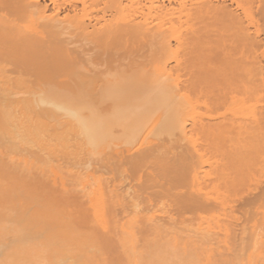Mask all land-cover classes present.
Returning <instances> with one entry per match:
<instances>
[{
  "label": "bare ground",
  "instance_id": "1",
  "mask_svg": "<svg viewBox=\"0 0 264 264\" xmlns=\"http://www.w3.org/2000/svg\"><path fill=\"white\" fill-rule=\"evenodd\" d=\"M219 1L0 0V264H264V203L250 232L202 213L236 188L215 133L264 129L257 53L232 80L205 66L213 12L244 23Z\"/></svg>",
  "mask_w": 264,
  "mask_h": 264
},
{
  "label": "rangeland",
  "instance_id": "2",
  "mask_svg": "<svg viewBox=\"0 0 264 264\" xmlns=\"http://www.w3.org/2000/svg\"><path fill=\"white\" fill-rule=\"evenodd\" d=\"M219 2L220 3L224 2L230 8V10L234 11L236 13V15L239 16V18L244 21V23L242 22V24H241L242 26L239 25L238 23H236L237 26H238L237 27L233 23L235 21H233L231 23L230 19L228 21L227 17H224L225 19L224 18L223 19L226 20V21H228V22H226L224 20L223 21L222 20L221 21H217L218 18L222 19V17H223V16L222 17L220 16V14H221L220 12H215V11H214L215 13L213 12V16H215L214 18L216 20L214 18H212L213 16H210L211 13H212L211 11H213V10H210V12L209 11L206 12V13L209 12L208 14L211 17L212 22L214 23V24L212 22L210 23V26L212 25V27H208L209 28L208 29V32H206V33H209L210 30H211V32L209 33V37H207L208 34H206L204 32L205 35H206V37L208 38V39L205 38L207 40V45L208 46L204 44V48H206L207 51L210 50L209 53L206 52L207 54H205V57L208 54L209 55H212V56H210L211 57V60H209L210 57H208V59L206 58V61L208 60V62H205L206 63L205 66L210 67L211 68L210 70L214 73V76L212 77V79H214V77H217V79L219 81H221V82H223L224 80H232L234 78V76H235L234 75L235 72H233L234 71V68L236 66L245 65L246 62H243L242 63V60L241 59L243 57L244 58L243 60L245 61L246 60L245 57L248 56V55L245 56V54H248V53L250 54V56H248L250 59H252L251 57L253 55H255V53L259 54V56L256 54V56L259 57L258 58L259 60L257 59L254 62H256L258 64V62L261 60L259 62V65L261 63L262 64L261 66H263V70H264V65H263L264 64V59H262L264 57H261L260 56L261 55V52L264 50V48H258V47L256 48V46H253V47H255V49L253 48L254 50L252 51L251 48L248 49L249 48V45H248V48H247V44L245 46V43L242 42L244 39H242L243 37H242L241 33H240V36L241 37L240 36H236L235 34H233V33H236L235 30H237V28H239V29L243 28L245 30L247 28L249 30H246L248 32L246 34H248L251 38H254L255 40H258V39H261V38L263 39L264 38V15H261V13H260L261 10H258V9L261 8V7L259 8V6H262V5L264 6V0H252V5H251V1H245L246 2L245 3L244 0H242V2L244 3L242 5H248L249 8H252L253 7L252 10L254 9V11H253V13L252 12H250V13L255 18L253 19L252 17H250V13H249V16L248 17L249 18H252L253 21H254V23H253V21H251V19H249L247 17L248 14H246L243 11L241 12V10H242L241 9V6H240V8H238L239 7V4L241 5V3H239V0L237 1V4L238 5L236 4V2L234 3V1H231V0H220ZM175 5L176 4H174V6ZM255 6H257V7H255ZM175 8L178 9L179 7L176 6ZM245 8L246 7L244 6L243 9H245ZM248 10L249 9L247 8V11ZM172 12H178V11L177 10L176 11H173L172 10ZM243 13L246 14L245 18L247 17L248 19L247 18L246 19L247 20H250V23H249V21L245 20V18L243 17L244 16ZM180 15L181 14H179V16ZM173 16H175V17H173ZM205 16H207V15L205 14ZM205 16L203 14V18ZM171 17H173V19H174L177 16L176 15H173V13H172V16ZM179 18L182 19L183 17L180 16ZM207 18H208V21H209V17H207ZM184 19L185 18H183V20L180 21V22H184ZM176 20H178V19H176ZM204 20H205V18H204ZM258 20H259V22H258ZM205 21H207V19ZM178 22L179 21L176 22L177 25H178V27L181 24L184 25V23H180L179 22L180 24H178ZM256 23H258V24H256ZM217 25H219V26H217ZM223 25H225V26H223ZM183 27L185 28L186 26H182V28ZM232 28H234V30H232ZM213 29H215L216 31L213 30ZM181 30L183 31V29H181ZM230 30H232V31H230ZM245 30H244V32H245ZM239 31H237V32H239ZM203 35L204 34H202V38L199 39L200 41L201 40L202 41L203 40L206 41L205 39H203L204 38ZM186 37H187L186 38L187 39L186 41L188 42V44L191 45L192 42L194 41L192 39L193 38L192 35H190V33H189L188 36H186ZM214 37H216V38H214ZM236 39L237 40L238 39H240V40L242 39L241 41L239 40L242 44H240V42L237 41ZM195 40H196V38H195ZM200 41H198V42H200ZM235 41L238 43V44L236 43V46L234 45L235 44ZM216 44H217V47H216ZM243 44L248 49L247 51H245L246 48H244V46H242ZM211 46H213V47H211ZM219 46H221L222 48L219 47ZM241 46H242V48H244L243 49L244 52H241L240 53V50H242V49H240ZM174 47L176 48V45H174ZM225 47L227 48V50H226ZM237 47H238V50H237ZM204 48L202 46V49H204ZM229 49L233 52V54H232V52ZM260 49H262L261 52H259ZM249 50H251V53H250ZM255 51H257V52H255ZM181 54H182V52H181ZM239 54H243V55H239ZM221 56H222V58H221ZM180 57H182V56H179V58ZM255 57H254V59H255ZM224 58H226V59H224ZM225 61L228 62V63H226ZM222 72L224 73L223 74L224 76L221 74ZM241 73H242V71H241V69H239V71H237L236 76L241 75ZM228 118H227V120H229V119L231 120V118H229V119ZM239 118H241V117H239ZM242 118L243 119L244 118L247 119L246 122L248 121V117L247 116H243ZM224 125H225L224 127L220 128L215 133V136L216 137L218 136V139L219 138H221V139H223V138H226V139L232 138V139H236L235 141L238 140V142H241V144L236 145V148H234V147H232V145L229 142H227L228 140L226 141V140H221L220 139V140H217V146L218 147H216L220 152H222V153L225 154L226 158H228L226 160V163H227L226 166L229 169V173L231 174V178H234V183L236 184V186H235L236 188L233 190L234 193L231 194L232 196L230 195V197L227 200L224 201V206L223 207L222 206H217V204L214 203V202H212V203L211 202L210 203L203 202L204 200H203V196H202V213L203 212H206V213L216 212L219 215L221 214L220 216L221 217H224L225 219H227L226 217H228V218L232 217V219L230 218L231 220L230 219L228 220V221H231V224L230 225L235 226L238 229L243 228V227L244 228H247V231L250 232L248 229L251 228V225L253 224L254 221L257 220L258 223H261V221H262V214L260 212L263 210V203H264L262 201V197L264 196V147H262V146H260V147L252 146L251 144H254V143L248 141L247 138L249 136H255L257 138L263 137L264 136V129H260L257 126H254V124H248L249 125L248 126L249 128L248 127H245V129L242 128V126H244V124H237V123L232 124L230 122H227ZM246 128H248V129H246ZM203 135L207 136L209 139H210L211 136L212 137L214 136L212 133L211 134L204 133ZM204 140L205 139L202 140L203 145H204V142H203ZM203 145H202V149H204V150L205 149H209L208 146L207 147L206 146L203 147ZM179 186L180 187H178V188H181V191L179 190V192H178V190H177L178 193H176V194H175V190H173L174 192L172 191L176 195L174 197L177 198V201H179L181 199V195H183L182 192H186L187 191V188L185 189L180 184H179ZM176 188H177V186L175 185V188L174 189H176ZM174 194H171V197L169 196L171 198V200L174 199V197H173ZM168 195H170V194H168ZM167 196L165 197L166 201H168V199H169V198H167ZM171 200H170V202H171ZM177 201H174L172 203L173 204L174 203H178ZM170 202H168V203H170ZM172 207H174V206H172ZM176 207H179V206L176 205L173 209H175ZM181 207L183 209V206H181ZM168 208H170V207H168ZM177 209H179V208H177ZM184 209H185V206H184ZM187 209L189 211L188 213L193 212L191 210L193 208L188 207V208H186V210ZM172 210L170 211V209H169V211L173 213ZM186 210H184L185 212L182 210V212L186 213L187 212ZM177 211L180 212V209L177 210ZM182 212L179 213L178 215H183ZM174 213H176V210L174 211ZM225 219H223V220H225ZM221 221H222V218H221ZM234 228H231V229H234ZM235 229H234V231H232V237L231 236L230 237L233 238L232 240L234 241L235 244L237 243L240 246L241 241L236 240V238L239 239L240 232L238 234V231H236L237 229L236 230ZM242 230H240L241 231V235L243 234L242 232L244 230H246V229H244L243 231ZM233 234H236V237H234L235 235H233ZM219 235H220V238L221 237H224L221 234H219ZM218 236H215L216 238L215 237L214 238L212 237V241L213 240H217V238H219ZM241 238H242V236H241ZM241 238L239 240H241ZM214 242H216V241H214ZM217 242L219 244L220 241L217 240ZM222 255L225 256L226 253H225V255L222 253Z\"/></svg>",
  "mask_w": 264,
  "mask_h": 264
}]
</instances>
